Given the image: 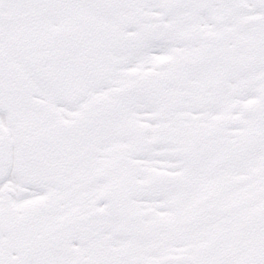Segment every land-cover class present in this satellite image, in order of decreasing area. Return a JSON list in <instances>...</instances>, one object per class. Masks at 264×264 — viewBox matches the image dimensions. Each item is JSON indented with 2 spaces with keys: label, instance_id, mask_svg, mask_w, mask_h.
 I'll return each instance as SVG.
<instances>
[{
  "label": "snow or ice",
  "instance_id": "6c2138e0",
  "mask_svg": "<svg viewBox=\"0 0 264 264\" xmlns=\"http://www.w3.org/2000/svg\"><path fill=\"white\" fill-rule=\"evenodd\" d=\"M0 264H264V0H0Z\"/></svg>",
  "mask_w": 264,
  "mask_h": 264
}]
</instances>
